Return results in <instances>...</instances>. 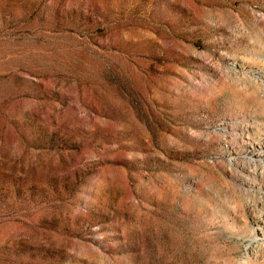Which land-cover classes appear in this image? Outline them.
<instances>
[{
    "label": "rangeland",
    "instance_id": "374dc122",
    "mask_svg": "<svg viewBox=\"0 0 264 264\" xmlns=\"http://www.w3.org/2000/svg\"><path fill=\"white\" fill-rule=\"evenodd\" d=\"M0 264H264V0H0Z\"/></svg>",
    "mask_w": 264,
    "mask_h": 264
}]
</instances>
